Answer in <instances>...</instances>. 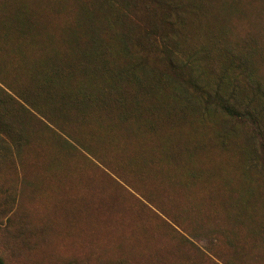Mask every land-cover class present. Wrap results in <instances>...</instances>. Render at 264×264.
<instances>
[{"label": "rangeland", "instance_id": "374dc122", "mask_svg": "<svg viewBox=\"0 0 264 264\" xmlns=\"http://www.w3.org/2000/svg\"><path fill=\"white\" fill-rule=\"evenodd\" d=\"M0 263L264 264V0H0Z\"/></svg>", "mask_w": 264, "mask_h": 264}, {"label": "trees", "instance_id": "16d2710c", "mask_svg": "<svg viewBox=\"0 0 264 264\" xmlns=\"http://www.w3.org/2000/svg\"><path fill=\"white\" fill-rule=\"evenodd\" d=\"M165 8L169 9L171 7L170 5H167ZM160 45H161L160 48L155 49V52H156V55L160 57L161 63H163L167 69H169L170 71H174L176 73L178 72L182 74V71L189 68L187 62L184 63V62L178 61V58L176 54L173 53V50L171 49V47L166 46L165 44H160ZM194 87L196 88V91L201 94V96L207 97L209 100H212V95L216 94V96H218L219 94V91L210 89L207 85H204V84H195ZM218 100L221 101V99H218ZM223 102L227 104V101L225 99H223ZM227 105L229 106V104ZM236 115L241 116V114H237V113Z\"/></svg>", "mask_w": 264, "mask_h": 264}]
</instances>
